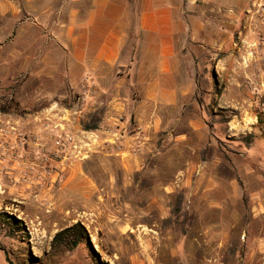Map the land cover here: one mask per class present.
I'll return each instance as SVG.
<instances>
[{
  "label": "rangeland",
  "instance_id": "rangeland-1",
  "mask_svg": "<svg viewBox=\"0 0 264 264\" xmlns=\"http://www.w3.org/2000/svg\"><path fill=\"white\" fill-rule=\"evenodd\" d=\"M263 9L246 2L227 38L197 43L195 92L122 135L85 131L62 73L30 67L42 41L0 30V213L22 223L0 225V264H264ZM77 222L94 253L52 248Z\"/></svg>",
  "mask_w": 264,
  "mask_h": 264
},
{
  "label": "crops",
  "instance_id": "crops-1",
  "mask_svg": "<svg viewBox=\"0 0 264 264\" xmlns=\"http://www.w3.org/2000/svg\"><path fill=\"white\" fill-rule=\"evenodd\" d=\"M248 1L0 0V30L10 24L13 38L42 41L30 67L48 71L55 85L60 71L61 97L78 96L73 111L102 109L100 126L122 135L128 118L143 126L190 98L196 44L227 38ZM220 41L212 46L221 50Z\"/></svg>",
  "mask_w": 264,
  "mask_h": 264
},
{
  "label": "trees",
  "instance_id": "trees-1",
  "mask_svg": "<svg viewBox=\"0 0 264 264\" xmlns=\"http://www.w3.org/2000/svg\"><path fill=\"white\" fill-rule=\"evenodd\" d=\"M205 112L210 119V121L208 122L209 125H212V123L216 122L215 118L208 110L205 109ZM101 114H102V109L88 115L87 119L83 121L84 130L85 131L97 130L101 124V117H102ZM222 122L227 123L228 121L223 120ZM254 138L255 137L253 134H248L241 139V142L245 147L250 148L251 144L254 142ZM235 179L238 182V184L242 187V182L240 178L236 177ZM182 199H183L182 194H178L176 196L175 201L172 203L170 208V216L164 220L165 226L173 223L174 220H176L175 221L176 223L178 222L179 219L178 217L182 207ZM21 224H22L21 222L13 220L12 217H10V215L6 213H0V225L6 226L10 230V232L12 233L18 232V230L21 228L20 226ZM181 231L183 234L187 233L185 229H182ZM84 242H87V244L90 247V250L94 253L89 242V236L86 228L82 223L77 222L72 226L57 232L52 238L51 246L52 248H60L66 246L70 249H74ZM178 264H182V263H178Z\"/></svg>",
  "mask_w": 264,
  "mask_h": 264
},
{
  "label": "built area",
  "instance_id": "built-area-1",
  "mask_svg": "<svg viewBox=\"0 0 264 264\" xmlns=\"http://www.w3.org/2000/svg\"><path fill=\"white\" fill-rule=\"evenodd\" d=\"M264 0H259L258 2L256 1V3H258V4H263L264 2H263ZM263 11H264V9H263ZM263 21H264V18H263ZM263 24H264V22H263ZM257 28H258V25H257ZM259 70V69H258ZM77 104H78V102H77ZM77 106H79V105H77Z\"/></svg>",
  "mask_w": 264,
  "mask_h": 264
}]
</instances>
